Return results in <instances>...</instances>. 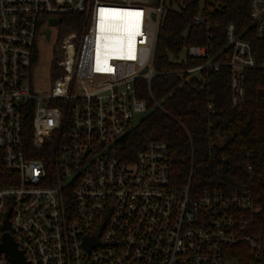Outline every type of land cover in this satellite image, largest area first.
I'll list each match as a JSON object with an SVG mask.
<instances>
[{
    "label": "built area",
    "instance_id": "obj_1",
    "mask_svg": "<svg viewBox=\"0 0 264 264\" xmlns=\"http://www.w3.org/2000/svg\"><path fill=\"white\" fill-rule=\"evenodd\" d=\"M163 3L0 0V243L7 234L26 264H264V236L254 231L264 192L258 201L222 191L191 198L188 185L171 183L166 143L128 151L126 137L148 113L134 84L149 87L156 77ZM249 4L255 36L264 40V0ZM115 12H126L129 41L101 32ZM72 14L82 17L81 30L60 32L58 18ZM191 22L205 23L199 14ZM48 28L56 29L49 72L58 75L36 95L32 70ZM225 38L227 61L206 46H189L178 61H206L184 71L186 82L227 67L230 104L240 108L244 73L264 65L233 25ZM0 264H10L1 251Z\"/></svg>",
    "mask_w": 264,
    "mask_h": 264
},
{
    "label": "trees",
    "instance_id": "obj_2",
    "mask_svg": "<svg viewBox=\"0 0 264 264\" xmlns=\"http://www.w3.org/2000/svg\"><path fill=\"white\" fill-rule=\"evenodd\" d=\"M249 7V0H164L153 65L156 77L149 87L142 79L134 84L148 113L126 137L128 151L134 154L148 142L166 143L171 183L188 185L191 198L222 191L245 193L258 201L264 192V72L244 73L243 105L233 108L227 67L201 71L199 78L186 82L184 71L206 61L191 57L178 61L189 46L211 47L210 55L218 53L217 60L227 61L225 31L233 25L235 34L250 44L257 64L264 65V40L255 36ZM198 14L205 23L193 26ZM82 24L77 14L58 18L60 32H79ZM57 75L53 67L50 76ZM31 119L32 112L25 117L27 147ZM49 145L44 151H50ZM31 157L43 159L41 154ZM247 165L252 167L250 174ZM259 219L260 228L254 231L264 236V215L260 213Z\"/></svg>",
    "mask_w": 264,
    "mask_h": 264
},
{
    "label": "rangeland",
    "instance_id": "obj_3",
    "mask_svg": "<svg viewBox=\"0 0 264 264\" xmlns=\"http://www.w3.org/2000/svg\"><path fill=\"white\" fill-rule=\"evenodd\" d=\"M153 5V4H152ZM56 29L51 30L48 42H42L39 46V62L32 70L31 91L36 95L45 94L51 87L49 66L53 59L54 37ZM182 56V53L181 55Z\"/></svg>",
    "mask_w": 264,
    "mask_h": 264
},
{
    "label": "water",
    "instance_id": "obj_4",
    "mask_svg": "<svg viewBox=\"0 0 264 264\" xmlns=\"http://www.w3.org/2000/svg\"><path fill=\"white\" fill-rule=\"evenodd\" d=\"M152 19H154V15H152ZM56 24H57V20L55 19H50L48 21V27H55ZM49 36H50V29L48 28V30L45 33L46 40L49 39ZM143 72H145V70H143L142 73ZM6 230H8L7 226H6ZM0 251L6 255L10 264H26L21 252L17 249L15 243L11 241V239L8 237L7 234H4L2 243H0Z\"/></svg>",
    "mask_w": 264,
    "mask_h": 264
},
{
    "label": "bare ground",
    "instance_id": "obj_5",
    "mask_svg": "<svg viewBox=\"0 0 264 264\" xmlns=\"http://www.w3.org/2000/svg\"><path fill=\"white\" fill-rule=\"evenodd\" d=\"M126 12H115L111 18L109 19L110 21H105L103 24H101V32L103 35H108V36H122L124 35L123 38L126 40H130V35L128 31V25L125 24L124 19L126 20ZM127 27V29H126ZM118 38H116L117 40Z\"/></svg>",
    "mask_w": 264,
    "mask_h": 264
}]
</instances>
